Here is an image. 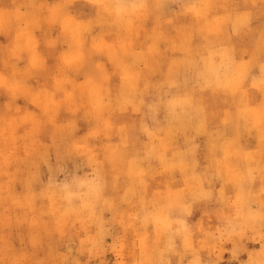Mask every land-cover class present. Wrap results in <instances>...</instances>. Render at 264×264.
Listing matches in <instances>:
<instances>
[{
	"label": "rangeland",
	"instance_id": "obj_1",
	"mask_svg": "<svg viewBox=\"0 0 264 264\" xmlns=\"http://www.w3.org/2000/svg\"><path fill=\"white\" fill-rule=\"evenodd\" d=\"M31 1L0 0V8L9 9L14 15L17 9L26 14L30 10L20 9V5ZM126 2L139 3V0ZM149 2L161 5L152 9L158 24L153 34L155 51H149L148 45L136 50L137 63L142 62L141 82L138 86H125V100L131 102L126 105L128 110L119 113L120 123L113 134L94 137L88 148L70 151L69 144L86 136L91 123L83 113L77 117L73 112L63 111L57 117L62 121L60 127L45 128L39 135L26 129L16 138L7 156L0 157V244L6 235L17 248L22 243L30 245L34 224L55 228L60 222L64 224L63 234L55 232L51 237L60 253L71 254L81 264H125L132 259L124 241L125 234L147 227L151 218L137 181L128 175L125 158L131 159L138 153L147 170L149 161H156L165 148L177 152L187 150L192 167L202 170L210 143L223 144L225 131L230 132L234 127L231 116L227 124L225 117L233 112L239 98L233 100L217 87L234 55L233 46L226 39L227 30L218 35L210 30L207 22H194L187 6L223 5L226 7H217L214 11L225 17L235 14L236 10L230 7L235 0ZM241 3L252 17L251 31L241 37L247 45L259 40L264 10L260 0H241ZM73 7L76 14L84 17L95 14L93 0H74ZM125 14L139 18L144 10L128 8ZM169 21L174 23L170 26ZM152 25L153 21H149L148 27ZM139 30L143 38V26ZM239 47L236 44L237 50ZM119 84V77L113 76L112 88ZM3 103L0 98V104ZM16 105L23 110H34V105L24 97ZM69 119L74 127L66 126ZM162 132L166 137L163 143ZM239 140L243 145H255L257 137L251 128L242 126ZM243 164L245 171L249 166L253 170L258 189L259 156L250 164L247 160ZM226 207L227 202L221 200L219 188L215 187L208 199L189 201L190 215L178 216L169 233L157 237L153 223L152 239L162 240L156 258L167 261L169 241L175 244L185 231L194 230L201 260H211L213 264H249L250 261L260 264L264 259V232L258 227L243 226L235 210L229 216ZM171 258L181 259L179 255Z\"/></svg>",
	"mask_w": 264,
	"mask_h": 264
},
{
	"label": "snow or ice",
	"instance_id": "obj_2",
	"mask_svg": "<svg viewBox=\"0 0 264 264\" xmlns=\"http://www.w3.org/2000/svg\"><path fill=\"white\" fill-rule=\"evenodd\" d=\"M260 3L264 10V0ZM73 4L74 0H33L20 5V9L30 10L28 13L17 9L15 15L0 8V98L4 100L0 104V157L7 156L26 129L39 135L45 128L60 127L62 121L57 117L63 111L77 117L83 113L91 123L86 136L69 144L70 151H81L88 148L94 137H110L120 123L119 113L128 110L126 105L131 100H125V86H138L141 82L142 62L137 63L136 50L148 45L149 51H155L153 34L158 24L152 9L161 5H153L149 0L131 4L126 0H93L95 14L84 17L75 13ZM187 7L194 22H207L218 35L227 30L226 39L232 44L234 55L217 87L233 100L239 98L233 112L225 117L227 124L231 116L234 127L225 131L223 144L210 143L202 170L192 167L187 150L165 148L156 161H149L147 170L138 153L131 159L125 158L128 175L137 181L144 205L151 213L147 227L125 234L132 257L125 264H213L199 258L194 230L185 231L175 244L169 241L167 261L157 259L156 250L162 246V240L152 239L151 225L155 224L157 237L169 233L178 216L190 215L188 202L208 199L215 187L219 188L221 200L227 202L225 212L229 216L234 209L243 226L258 227L264 232V13L259 40L245 45L241 37L251 31L252 17L243 10L241 0L230 6L235 14L225 17L214 11L226 7L223 5ZM128 8L143 9L144 14L139 18L126 15ZM149 21H153L151 28ZM173 23L169 21L170 26ZM139 26H143V38ZM113 76L120 80L115 89L111 86ZM20 97L28 99L34 110L18 108L16 102ZM66 126L74 127L73 121L69 119ZM242 126L255 132V145L240 143ZM161 141H166L163 132ZM257 155L258 189L253 170L249 166L245 171L243 164L245 160L250 164ZM55 232L63 234L64 224L57 222L55 228L34 224L31 244L22 243L18 248L5 235L0 244V264H81L71 254L60 253L51 239ZM174 255L181 259H172ZM186 256L191 259H184ZM260 264H264V259Z\"/></svg>",
	"mask_w": 264,
	"mask_h": 264
},
{
	"label": "bare ground",
	"instance_id": "obj_3",
	"mask_svg": "<svg viewBox=\"0 0 264 264\" xmlns=\"http://www.w3.org/2000/svg\"><path fill=\"white\" fill-rule=\"evenodd\" d=\"M32 2V1H31ZM23 4V3H22ZM206 4V3H205ZM224 36V35H223ZM223 47V46H222ZM224 51V50H223ZM206 57V56H205ZM217 58V57H216ZM223 59V58H222ZM205 61H206V59H205ZM212 61V60H211ZM216 61H217V59H216ZM219 61V60H218ZM220 61H221V59H220ZM222 62V61H221ZM227 63V62H226ZM219 64H223V63H219ZM204 65V64H203ZM218 65V64H217ZM207 66V65H206ZM220 66V65H219ZM210 67V66H209ZM226 67V66H225ZM205 68V67H204ZM217 68V67H216ZM219 68V67H218ZM214 70V69H213ZM163 72V71H162ZM203 73V72H202ZM220 77V76H219ZM213 78V77H212ZM222 80V79H221ZM114 82V81H113ZM112 82V83H113ZM172 82V81H171ZM214 83V82H213ZM214 85H217V84H214ZM221 90V89H220ZM169 97V96H168ZM185 103V102H184ZM135 105V104H134ZM168 105V104H167ZM167 108V107H166ZM171 108V110H172V107H170ZM174 112H175V110H173ZM185 112V111H184ZM189 115V114H188ZM193 115V114H192ZM179 117V116H178ZM185 118V117H184ZM63 119V118H62ZM179 120V119H178ZM190 120V119H189ZM188 120V121H189ZM196 120V119H195ZM197 121V120H196ZM175 122V121H174ZM180 122V121H179ZM171 124V123H170ZM197 124V123H196ZM89 126V125H88ZM196 126V125H195ZM173 128H174V126H173ZM178 128V127H177ZM196 128V127H195ZM176 129V128H175ZM174 129V130H175ZM155 130V129H154ZM72 134V133H71ZM175 134H176V132H175ZM155 138V137H154ZM39 142V141H38ZM205 145H207V144H205ZM152 148H154V146L152 147ZM151 148V149H152ZM33 149V148H32ZM158 149V148H157ZM163 149V148H162ZM53 151V150H52ZM159 152V151H158ZM161 152V151H160ZM155 153V152H154ZM155 154H157V153H155ZM155 154H154V156H155ZM90 157V156H89ZM97 163V162H96ZM101 166V165H100Z\"/></svg>",
	"mask_w": 264,
	"mask_h": 264
}]
</instances>
